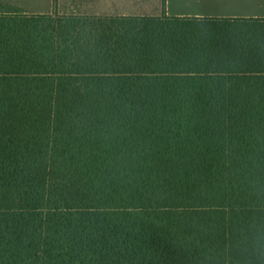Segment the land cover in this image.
<instances>
[{
	"label": "trees",
	"instance_id": "obj_1",
	"mask_svg": "<svg viewBox=\"0 0 264 264\" xmlns=\"http://www.w3.org/2000/svg\"><path fill=\"white\" fill-rule=\"evenodd\" d=\"M0 264H264V17L0 13Z\"/></svg>",
	"mask_w": 264,
	"mask_h": 264
},
{
	"label": "crops",
	"instance_id": "obj_2",
	"mask_svg": "<svg viewBox=\"0 0 264 264\" xmlns=\"http://www.w3.org/2000/svg\"><path fill=\"white\" fill-rule=\"evenodd\" d=\"M200 2L201 0H192ZM188 0H0V13L26 12L42 13L48 11H69L73 14H85L78 12H106L104 15L124 16H154L161 15L156 12H164L169 16H203L200 14L186 15L184 13L172 14L171 11L183 12L187 10H203L195 7ZM232 3L219 10L232 11L231 15L210 17H246L238 16L235 12L252 9L248 4L251 0H231ZM250 2V3H249ZM249 6V7H248ZM99 15L98 13H94ZM92 15V14H87Z\"/></svg>",
	"mask_w": 264,
	"mask_h": 264
},
{
	"label": "rangeland",
	"instance_id": "obj_3",
	"mask_svg": "<svg viewBox=\"0 0 264 264\" xmlns=\"http://www.w3.org/2000/svg\"><path fill=\"white\" fill-rule=\"evenodd\" d=\"M192 1V0H188ZM193 2V1H192ZM232 3L231 0H201L200 2H193L191 6L193 8L195 7H201L204 8L203 10H187L183 12H176V11H171L173 15L176 13H184L186 15H195V14H200L203 16H225V15H231L233 12L232 11H226V10H219L218 8H223L226 7ZM250 3V2H249ZM252 9L247 10V11H240V12H235L238 16H246V17H264V0H251V3L248 4ZM248 6V7H249ZM59 13H74V12H69V11H56ZM41 13V12H40ZM78 13H85V14H94L98 13L99 15L104 16V11L102 12H78ZM163 14L164 12H156Z\"/></svg>",
	"mask_w": 264,
	"mask_h": 264
}]
</instances>
